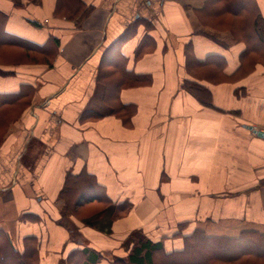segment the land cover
Returning <instances> with one entry per match:
<instances>
[{
	"label": "crops",
	"instance_id": "crops-1",
	"mask_svg": "<svg viewBox=\"0 0 264 264\" xmlns=\"http://www.w3.org/2000/svg\"><path fill=\"white\" fill-rule=\"evenodd\" d=\"M87 1L92 9L79 24L37 27L28 17L50 21L54 0L22 9L0 0L10 33L57 48L51 63L16 64L0 75L1 97L30 89L29 106L0 141V228L16 246L48 234L54 257L67 238L58 198L68 174H88L111 199L133 204L109 222L112 232L76 222L81 241L104 254L98 264H112L133 230L172 228L212 196L249 195L245 215L264 226V138L251 129L264 131L259 49L251 73L213 83L191 74L187 57L213 59L208 67L220 64L226 75L242 64L246 44L200 20L208 0ZM256 2L264 18V0ZM188 80L207 85L213 107L183 88ZM232 210L223 204L222 212ZM236 213L212 230L235 234Z\"/></svg>",
	"mask_w": 264,
	"mask_h": 264
},
{
	"label": "trees",
	"instance_id": "trees-1",
	"mask_svg": "<svg viewBox=\"0 0 264 264\" xmlns=\"http://www.w3.org/2000/svg\"><path fill=\"white\" fill-rule=\"evenodd\" d=\"M14 9H22L24 2L10 0ZM30 1V0H28ZM41 1V0H40ZM53 16H66L69 21L82 20L92 7L87 0H54ZM200 20L217 29H229L234 37L246 44L242 52L243 61L233 72L222 75L220 64L208 67L213 59L193 61L187 57V69L198 78L211 79L220 83L237 75L251 73L252 53L259 49L258 60H264V18L256 0H208L199 12ZM10 13L0 6V75L11 73L10 67L27 62L51 63L57 48L45 43L38 46L16 34L7 26ZM37 27L40 24L28 17ZM57 23V21H55ZM54 41H50L53 45ZM21 50V51H20ZM20 51V52H19ZM8 55L11 59H8ZM22 56V57H20ZM251 58V59H250ZM255 59V57H254ZM255 62V60L253 61ZM4 66V67H3ZM226 76L225 79H222ZM188 80L183 88L197 96L206 106L213 107L210 91L206 84ZM30 89L23 87L7 99L0 96V141L8 127L21 111L29 106ZM237 91L240 89L237 88ZM2 95V94H0ZM14 106V107H13ZM124 105L115 104L114 112L123 115ZM248 196L245 193L204 198L196 201L194 214L178 221L172 228L162 230L158 226L147 225L133 230L122 244L123 253L114 255L112 264H264V226L258 227L245 215ZM63 202L60 221L67 228L62 249L49 258L51 246L46 235H31L17 242L0 228V264H98L104 254L96 247L81 241L79 227L71 221L95 226L96 216L108 214L110 221L127 216L133 204L116 201L107 196L105 188L88 174L74 176L68 174L59 193ZM231 203L233 210L222 212L223 204ZM89 211V212H88ZM242 214L238 230L233 235H223L213 231L226 219L232 220L234 213ZM73 219V220H72ZM72 225V226H71ZM76 225V226H75ZM103 230V227L100 229ZM217 232V233H216ZM138 236V237H136ZM46 256V257H45ZM45 258V259H44Z\"/></svg>",
	"mask_w": 264,
	"mask_h": 264
},
{
	"label": "rangeland",
	"instance_id": "rangeland-1",
	"mask_svg": "<svg viewBox=\"0 0 264 264\" xmlns=\"http://www.w3.org/2000/svg\"><path fill=\"white\" fill-rule=\"evenodd\" d=\"M17 2H22L21 0L20 1H17ZM23 2H24V4H22L23 5V8L25 7H31V6H33V5H35V7L37 8H42L43 7V5H44V2H43V0H30V1H28V0H23ZM50 18H52V19H50V21L48 20V19H46V20H42L43 22L42 23H38V24H40V26H47V24H49V23H55V21H59V20H69L66 16H62V17H57V16H51ZM81 20H80V18H76V19H74V20H72V22H74V23H76V24H79V22H80ZM21 51V50H20ZM19 51V52H20ZM20 57H22V56H20ZM8 59H11V57L8 55ZM186 202H189V201H186ZM190 203V202H189ZM192 203V202H191ZM188 207H190L189 205H188ZM89 212V211H88ZM105 216V215H104ZM100 217V216H99ZM99 217L98 216H96V218H93V223L94 224H99V225H101V227H103V230L104 231H106V232H112V227H110V218H106V219H104V220H100L99 219ZM73 220V219H72ZM100 220V221H99ZM72 222H73V224L75 223L76 224V220L75 221H71V224H72ZM99 222V223H98ZM77 225V224H76ZM75 225V226H76ZM72 226V225H71ZM64 227V226H63ZM106 228V229H105ZM65 230H66V228H65ZM136 237H138V236H136ZM50 242V241H49Z\"/></svg>",
	"mask_w": 264,
	"mask_h": 264
},
{
	"label": "water",
	"instance_id": "water-1",
	"mask_svg": "<svg viewBox=\"0 0 264 264\" xmlns=\"http://www.w3.org/2000/svg\"><path fill=\"white\" fill-rule=\"evenodd\" d=\"M251 129H253V131H254L258 136L264 138V131H262V130H256V129H254L253 127H251Z\"/></svg>",
	"mask_w": 264,
	"mask_h": 264
}]
</instances>
